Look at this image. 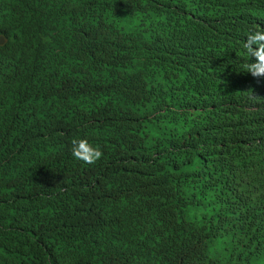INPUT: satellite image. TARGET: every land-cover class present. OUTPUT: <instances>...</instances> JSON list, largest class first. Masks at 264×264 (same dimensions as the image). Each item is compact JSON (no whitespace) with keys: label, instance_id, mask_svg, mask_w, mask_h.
<instances>
[{"label":"trees","instance_id":"trees-1","mask_svg":"<svg viewBox=\"0 0 264 264\" xmlns=\"http://www.w3.org/2000/svg\"><path fill=\"white\" fill-rule=\"evenodd\" d=\"M255 32L264 0H0V264H264Z\"/></svg>","mask_w":264,"mask_h":264},{"label":"clouds","instance_id":"clouds-1","mask_svg":"<svg viewBox=\"0 0 264 264\" xmlns=\"http://www.w3.org/2000/svg\"><path fill=\"white\" fill-rule=\"evenodd\" d=\"M264 33L255 32L249 35L247 43L244 47L250 57L255 58V63L249 66V72L254 76H264V71L260 70V66L264 65ZM256 44L258 47L253 48ZM250 148L246 155L248 160H256L260 157L264 158V133L254 134L249 142ZM72 157L76 160L91 164L99 160L102 152L99 148L90 144L86 139H75L72 141L71 147ZM245 165L250 169L249 183L257 189H264V164L257 165L244 160Z\"/></svg>","mask_w":264,"mask_h":264}]
</instances>
